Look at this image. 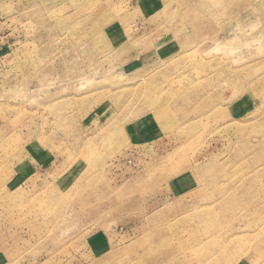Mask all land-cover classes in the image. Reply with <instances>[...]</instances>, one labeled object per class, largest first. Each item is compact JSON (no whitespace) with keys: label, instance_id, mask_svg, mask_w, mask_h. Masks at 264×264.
I'll use <instances>...</instances> for the list:
<instances>
[{"label":"rangeland","instance_id":"obj_1","mask_svg":"<svg viewBox=\"0 0 264 264\" xmlns=\"http://www.w3.org/2000/svg\"><path fill=\"white\" fill-rule=\"evenodd\" d=\"M0 264H264V0H0Z\"/></svg>","mask_w":264,"mask_h":264}]
</instances>
